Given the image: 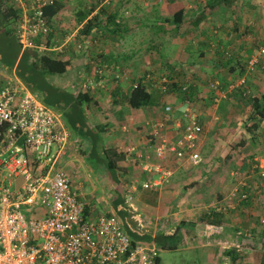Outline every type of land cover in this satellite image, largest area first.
<instances>
[{
  "label": "crops",
  "instance_id": "crops-1",
  "mask_svg": "<svg viewBox=\"0 0 264 264\" xmlns=\"http://www.w3.org/2000/svg\"><path fill=\"white\" fill-rule=\"evenodd\" d=\"M170 1L172 0H111V4L108 5V13L111 15L117 12V16L109 23L104 21L105 19L102 20L100 18L98 25L101 26V29L96 26L91 33L98 37L83 49L77 48L76 43H74L84 39V36L80 34L83 23L76 21V31L78 32L76 40L71 42L76 33L63 36L64 38L60 40L59 36L64 34V29L61 28L64 24L62 23L63 10H61L50 23L51 32H54L57 36L55 37V43H50V47L53 50L39 51L43 54L56 52L67 59H71L73 69L63 76L55 77L57 81L50 79L52 84L66 89L72 95H78L79 92L85 91V88L82 87L84 84L82 80L84 79L85 81V75L94 74L96 65L100 62L105 63L104 60L117 63L125 68L129 67L126 69H129L133 79L122 82L121 87L125 92H129L133 81L143 77L147 72L157 76L164 72L170 73L173 71L171 73L175 74L176 81L181 84L192 83L194 87L198 88L210 77L215 78L218 82H223L226 87L228 83H231L230 86L234 84L239 76V69L231 72L229 66L220 64V57L217 54L220 47L229 49L237 46V49H239L237 56L240 58L241 56L243 58L248 57L249 53L254 55L260 48L264 47V29H262L264 26L260 24L256 32V38L260 37V41L257 43L254 42V38L251 35L247 37L250 42L246 41V43H230L233 38L225 33L217 37L210 35L209 39H207L201 31H204V29L211 30L214 25L218 27L216 21L219 22V25H227L226 22L229 21V19L223 18V15H221L222 6L216 5L212 10L214 17L208 18L204 13V11H207L204 8L207 0H178L185 5V20L180 27H177L170 21L171 16L168 8ZM16 2L19 1L15 0ZM79 4L83 6L82 10L90 9L96 5L92 14L89 15V18H92V16L100 14L97 12L104 3L101 0H79ZM16 5L23 16L27 9L26 5L21 2ZM234 5L242 7L244 14L240 13L241 15H250L253 19H255V16L258 18L255 13L257 10L255 9L256 6L259 8L260 5L259 9L264 11V0H238L234 2ZM126 12H129L132 17L125 19ZM116 22H122V26L116 32L111 30L108 33L109 36H107V38L111 37L116 42L101 43L99 39H103L102 34H100L102 28L109 32L110 26L113 27ZM244 24L245 26L248 25L247 22ZM60 28L61 31L58 32ZM194 37L197 38L195 39L196 42ZM69 38L70 41H68ZM64 39L65 42L62 43ZM175 43L181 46L174 48ZM188 43L195 44L189 45ZM114 45L116 49L113 47ZM170 47L173 49L171 54L166 51V48L168 50ZM132 50L135 51V66L130 65L132 61L128 59V56H130L128 52ZM262 52H264V49H262ZM106 53L109 56H106ZM259 67L258 72L250 79L252 81L251 86H255L258 92H264V61L261 69ZM2 68L8 70L4 66ZM8 71L2 70L0 79L3 78L6 81L12 78L31 90L26 83L16 77L15 69ZM111 84L114 85L113 82ZM230 86L223 90L225 91L223 95L231 92ZM156 89H152V92L156 96L158 104L149 105L142 109L132 108L129 103L125 102V99L123 103L113 102V106L111 103L105 104L104 91L97 93L95 100H98V106L94 104L86 105L87 127L91 131L100 132L103 129L100 134L102 140H97V144L100 147V157H103V146L128 152L129 158L126 159L125 163H122L123 165L128 163L126 165L128 174H125L127 177L125 179L128 180V183L124 185H127L126 187H128L129 191L131 190L135 195L140 192L136 200L157 213L154 220L145 217L148 221L153 220L151 223H146L147 225L153 224L152 228L147 229L149 234L156 236L161 233L165 236L175 235L177 237L179 234L186 235V233H190V235H187L191 237L192 241H197V246L209 250L208 252L205 251V264H224L226 259H230V264H232V256L234 255L244 256L245 258L242 257L238 263L248 264L246 263L248 259H252L256 254L263 252L256 248L258 247V245L254 244L256 241L263 245L264 250V191L260 195L255 194L254 197V192L251 190V196L254 198L247 202L238 199L235 192L237 183L243 177H247L253 170L248 169L251 165L255 163L254 167L259 165L260 170L264 171V146L259 144L251 147V149H246L247 147L238 148L240 154H238L237 150L233 154L228 149V143L234 142V137H237V134L240 135V127L230 132V137L226 141L221 142L219 137H215L216 133L212 131V128L216 127L214 122L205 123L207 128L206 136L202 142L208 139L209 141H207L205 146L203 145L202 154L200 152L203 161L198 165H191L188 161L180 163L174 157H168L163 162V165L166 169H170L172 174L165 180L160 181L163 173L157 170V164L161 162L155 156L156 143L150 134L153 125L151 121H154V119L151 120V114L154 113V109L161 106L162 116L167 117L165 135L170 139H175L184 132V127L195 108L194 104L190 106L176 92L163 94L158 88ZM200 92L202 93L201 88ZM33 93L42 100L40 93ZM210 93L216 96L215 99L219 98L220 92L210 89ZM196 97L198 98V95ZM200 99L202 101V95H200ZM204 100L207 101L206 98ZM192 101L195 102L196 100ZM201 101L198 102L204 103L203 106H205L207 102ZM167 105L173 106L171 115L165 111ZM207 108L208 106H205L201 112L199 111L201 114L198 112L203 122H208L211 118L208 114L202 115L203 111L208 112ZM103 110L107 113L103 112ZM58 114L61 116L63 124L69 133L70 142L75 144L74 142L76 141V145H79L83 151L87 146V142L91 139V134L85 132V137L87 138H84L77 132H72L62 115ZM216 118L219 119V116L217 115ZM179 121L182 123V127H179ZM149 124L151 126L150 131L146 132L145 130ZM261 128L264 132V120ZM76 135L82 140H79ZM210 138L213 141H210ZM82 151L80 152L81 154L84 153ZM245 153L246 158L244 159ZM232 155L235 157L234 159L231 157ZM239 155L241 156L239 157ZM242 156L244 157L242 158ZM77 158L74 155L68 159L67 167L69 166L68 172L72 176L74 183L77 187L81 185V187H78L81 189L84 185L82 183L84 179L88 180L91 175L89 172H98L106 166L102 163L99 165L97 161L94 164L89 163L90 160L88 159L82 161V159ZM85 158H88V155ZM229 161H232L231 165H229ZM125 179H122V181L124 182ZM147 182L157 186L154 189H145L143 184ZM112 183L110 180L108 184L113 192L116 193L115 190L117 189L114 186L112 187ZM132 187H134L133 190ZM96 190L99 191L98 189ZM111 205H113V202H111ZM122 206H119L118 209L122 208ZM166 208L174 212L171 218L170 213L165 211ZM216 209H220V211H216ZM108 211L107 209V213ZM162 213H167V215L164 216ZM211 215H214V217L212 218ZM165 217L168 219L165 220ZM211 223L214 224L215 229L208 231L207 226ZM130 224L132 226L135 225V221L131 220ZM198 225L200 227H196ZM201 225H203V228H201ZM251 242L254 243L252 244ZM190 247H193V245ZM229 250L231 252L227 253ZM219 258H221V261L218 263Z\"/></svg>",
  "mask_w": 264,
  "mask_h": 264
},
{
  "label": "built area",
  "instance_id": "built-area-1",
  "mask_svg": "<svg viewBox=\"0 0 264 264\" xmlns=\"http://www.w3.org/2000/svg\"><path fill=\"white\" fill-rule=\"evenodd\" d=\"M18 1L27 7L19 26L22 47L52 51L47 44L37 45L36 40L50 34L45 9L57 0ZM75 43L83 49L92 41ZM260 54L251 57L249 69L255 67ZM103 65L86 78L83 88L94 91L104 88L111 78H127L113 72L112 66ZM106 68L108 72L104 73ZM167 81V76H162L158 87L165 89L161 84ZM245 82L246 77L241 76L230 88ZM209 88L224 96L218 81L211 80ZM165 111L172 112V107L167 105ZM166 119L153 122L150 133L156 143L155 156L161 162L157 164V170L163 173L160 181L172 174L163 165L168 157L180 163L200 164L199 149L206 136L205 126L193 114L184 132L170 139L165 135ZM178 124L182 127L180 121ZM68 143L69 133L51 106L16 80L0 79V264H157L158 245L134 242L127 232L128 224L141 236L149 234L135 205L129 202L131 196L125 222L110 212L86 216L84 185L78 188L66 168ZM155 186L151 182L143 184L145 189ZM25 213H31L29 220ZM213 229L214 224L207 226L208 231ZM224 264H230V259Z\"/></svg>",
  "mask_w": 264,
  "mask_h": 264
},
{
  "label": "trees",
  "instance_id": "trees-1",
  "mask_svg": "<svg viewBox=\"0 0 264 264\" xmlns=\"http://www.w3.org/2000/svg\"><path fill=\"white\" fill-rule=\"evenodd\" d=\"M237 1L238 0L206 1L204 8L207 11H204V13L208 18L214 17L212 10L216 5H219L222 6L223 11L221 15H223V18L229 19V21L226 22L227 25H219V22L216 21V25L218 24V27L214 25L211 30L204 29V31H201V33H203L207 39H209L210 35L217 37L225 33L233 38L230 43H246V41H249L247 38L249 35L253 36L254 42L257 43L260 41V37L256 38V32L258 31L260 24L261 26H264L262 25L264 24L263 9H259L260 5L259 8L258 6H253L255 9H257L255 13L258 18L255 16V19H253L250 15L243 16L240 14H244L242 7L239 5H234V2ZM110 4L111 1L103 4V6L100 7V10L97 12L100 14H97V16H92V18H89V15L92 14L96 8V5L92 6L90 9H81L78 11L76 15V21L83 23V28L80 31V34L84 36V40H96L98 36H94L91 33L96 26L101 29V26L98 25L100 18L102 20L105 19L104 21L109 23L113 20V18H115V16H117V12L109 15L108 5ZM63 7L64 4L61 0H57L54 5L46 7L45 15L47 20L51 23V21L60 13V11L63 10ZM168 8L171 16L170 21L177 27H180L185 20V5L178 0H172L170 1ZM238 15H241L243 18L241 23L239 21ZM21 21L22 15L20 9H18L15 3V0H0V58L5 63L4 67H7L10 71L15 69L16 77L22 82L26 83V85L33 92L40 93L42 100L46 104L53 106L62 115V118L67 122L69 129L72 130V132H77L81 137L86 136L85 132L91 134V139L89 142H87L88 148L87 150L84 149L82 152H86V154H88L91 150V155L95 157L94 159H98V164H105V168L108 170V179L116 184V188L118 185L121 187V175L128 174L127 167H123L124 165L122 163L126 162V159L129 158V154L124 150L119 151L117 148L103 146V157H100V147L97 144V140H102L100 134L102 133L103 129L100 130V132L91 131L87 127L88 120L86 116V105L88 106V104H94L98 106L99 102L98 100H95V98L97 93L101 91H104L105 93V104L111 103L113 106V102L123 103L125 99V102L129 103V105L134 109H142L143 107H147L149 105L152 106L158 104V100H156V96H154L152 92V89L156 88H158L160 92H163V94H169V92L172 94L175 92L178 93L180 96H182V98L185 99L187 103H189L190 106L198 101H201L200 95H202L203 98L201 102H207L206 104L213 103V106H219L222 101L230 99L228 103V109L222 110L223 114H220V117L217 121L219 132L223 134L224 132L228 131L226 129H228L229 126L233 124L240 127V135L237 134V137H234V142L231 141L228 143V149L232 151L233 154L236 153V150L238 154H240L238 148L247 147L246 149H251V147L257 146L259 144L260 146H264V142L262 141V138H264V132L261 128L262 121L264 120V92H258L255 86H251L252 81L250 80L258 72V67L260 66L259 68L261 69L263 66L264 52H262V49H264V47L258 50L259 54H262H260L259 61L253 69H249L250 59L253 56L252 54L250 55L249 53L248 57L243 58L241 56L240 58L237 56V51L239 50L237 49V46L235 48L229 49L220 47L217 53L220 57V64H222V66H229L231 68V72L239 69L240 73L238 78L245 76L246 82L240 86L234 87L230 93L220 96L218 99H215L216 96L212 95L213 93L204 95L200 92V88L194 87L192 83H179L175 79V74H172L171 72H164L157 76L151 72H147L143 77L133 81L129 92H125V90H123L121 87L122 82L133 79V76L129 73V69H126L129 67L125 68L122 65L120 66L117 63L115 64L106 60H104L105 63H98V66L103 64L108 65L107 68L112 66L111 69L113 72H119L121 75H126L127 78L117 80L111 78L107 80L104 88H97L94 91L85 89V91L79 92L78 95H72L66 89L53 85L52 81L50 80H54L55 77L63 76L71 71L73 69L71 59H67L56 52L43 54L37 48L23 49L19 41V26ZM246 22L248 24L247 26L244 24ZM121 23L122 22H116L113 27L110 26L109 32L102 28L101 32H99L102 34L103 39H99V41L101 43H109L108 39L110 40V38H107V36H109L108 33H110L111 30L116 32L122 26ZM241 25H244L245 28L241 29ZM262 29H264V27H262ZM55 37H57L55 33L51 32L49 35L37 39V45L43 43L50 46V43H55ZM258 44L261 45L260 43ZM258 52L254 53V55H258ZM107 68L105 69L104 73L108 72ZM148 75H152V77L150 78ZM87 76L91 75L86 74L85 80ZM162 76H167L168 78L167 82H163L161 84V86L166 87L165 89L158 87L159 79H161ZM99 77L100 76H96V80H99ZM154 77L155 79H153ZM111 82H113L114 85H112ZM230 84L231 83H228L227 87L230 86ZM218 87L222 91L227 88L226 85L221 81L218 82ZM197 95L198 98L196 97ZM205 98H209V100L205 101ZM194 99L196 100L195 102L192 101ZM172 113L173 111L167 114L171 115ZM245 114L247 116L243 119ZM197 118L200 123L205 126V123L198 112ZM103 128L105 127L103 126ZM239 141H241V143H239ZM240 156L241 155H239V157ZM243 157L244 156H242V158ZM245 158L246 153L244 159ZM254 165L255 163L248 168L251 170L253 169L254 171L252 170L249 175H247V177H243L241 181L237 180L239 182L236 185L235 194L236 197L241 201L247 202L254 198L255 194L260 195L263 193L264 171L260 170L261 168L259 165L255 167ZM251 190L254 192V197L251 196ZM121 191L116 192L117 194L113 197L111 202H113L114 210L118 212L117 215L125 222L126 218H129V211L126 190L122 192ZM121 205H123L122 208L118 209ZM94 213L98 214L100 212H97V209L93 203L88 202L85 208L86 216H91ZM214 215H211L212 218ZM126 229L134 242H143L148 244L155 242L158 247H173L171 244V238L175 237V235L165 236L164 234L159 233L155 237H152L150 234L141 236L133 232L128 224L126 225ZM242 257L244 256H232V264H241L238 262ZM253 260L254 264H264V251L256 254ZM156 262L157 264H160L159 257H157Z\"/></svg>",
  "mask_w": 264,
  "mask_h": 264
},
{
  "label": "rangeland",
  "instance_id": "rangeland-1",
  "mask_svg": "<svg viewBox=\"0 0 264 264\" xmlns=\"http://www.w3.org/2000/svg\"><path fill=\"white\" fill-rule=\"evenodd\" d=\"M64 4V7H63V12H62V23L63 26L61 28L64 29V34H61L59 36V33L61 31V28L58 30L57 32V35L59 36L60 40H62L64 37L63 36H66V35H71V34H75L72 38V41L73 40H76V38L78 37V32L76 31V15L79 11V9H81L83 6H81L79 4V0H61ZM90 1V0H89ZM19 2H16V4H18ZM100 5V4H98ZM97 5V6H98ZM103 15H106V14H103ZM129 17H132L129 12H126L125 13V16L124 18H129ZM238 18H239V21L241 23V21L243 20L242 16L241 15H238ZM245 28L244 25H241V29ZM66 38V37H65ZM195 38L194 37V41H195ZM84 39H80V41H82ZM71 41V42H72ZM179 41V40H178ZM65 42V39L63 40L62 43ZM76 42V41H75ZM74 42V43H75ZM116 42L113 41L110 37V40H109V43H114ZM196 42V41H195ZM96 43V42H95ZM189 45H192V44H195V43H188ZM176 46H181L180 44H176L173 46L174 48H176ZM115 49H116V46L114 45L113 46ZM133 48V47H132ZM166 51L171 54L173 52V49L172 47L166 48ZM130 54V56H128L126 54V56H128V59L131 60L132 62L130 63V65H133L135 66L134 62H136V58H135V51L132 50L131 52H128ZM108 53H106V56H109L107 55ZM169 57V55H168ZM4 62L1 60L0 58V72L3 70V71H6V72H9L8 70H6L5 68H2V66H4ZM98 65V64H97ZM177 66V65H176ZM131 68V67H130ZM116 72V71H115ZM173 73V71H171ZM118 73V72H116ZM111 75H112V72H111ZM58 78V77H57ZM57 78H54L56 81H57ZM216 80L215 78H208V80L206 82H203L201 84V90H202V93L204 95H208L210 93V88L208 86V82L209 80ZM9 80V79H8ZM217 81V80H216ZM82 82H84V79L82 80ZM81 82V84H82ZM83 87V85H82ZM257 90V89H256ZM170 93V92H169ZM174 97V96H172ZM208 97V96H206ZM206 100H209V98H207ZM229 100H226V101H222L221 104L219 106H213L212 104H205V106L207 107L208 106V112L207 111H203L202 112V115L203 114H208L210 115V120L208 122L204 121V123H211L212 121L214 122V125L216 127H213L212 128V131L213 133H216V136L215 137H219V140L222 142V141H226L229 137H230V132L232 131H235V129H237L239 126L238 125H231L229 126L228 131L224 132L223 133H220L219 132V127H217V121H218V118L217 115L220 117V114H223L222 113V110H225V109H228L229 107ZM189 104V103H188ZM204 103H199V102H196L194 103V108H195V111L193 112V114H197V112H201L203 108H205V106H203ZM51 106V105H49ZM183 106V105H182ZM180 106V107H182ZM172 107V111H173V106ZM178 107V108H180ZM51 108L54 110V112H56V114H58L59 112L53 107L51 106ZM197 108V109H196ZM197 111V112H196ZM103 112H106L105 110H103ZM154 113L151 114L152 115V119H154V121H151V122H156L158 120L162 121V119L164 118L162 116V110H161V106L158 107L157 109H154L153 111ZM199 112V113H200ZM216 112V113H215ZM107 113V112H106ZM216 117H215V114ZM201 114V113H200ZM154 115V116H153ZM170 115V114H169ZM246 114L243 116V119L246 118ZM156 118H158L156 120ZM203 120V119H202ZM63 122V120H62ZM150 122V123H151ZM150 124L147 126L146 128V132H148V130L150 131ZM206 126H205V130H206ZM223 131H225L224 129H222ZM229 132V133H227ZM212 133V134H213ZM71 134V133H70ZM206 135V133H205ZM76 137L79 139V140H82V138H80L79 136L76 135ZM244 137V136H243ZM84 138H87L84 136ZM202 139H205V137H203ZM209 141V139L207 140ZM207 141H204L202 142V145H200V149H199V152H201L202 154V147L203 145L205 146V144L207 143ZM210 141H213L212 138H210ZM262 141L264 142V138H262ZM75 144H73L72 142H70L69 140V143H68V159L72 158L74 155L76 157H78L77 159H82V161H86L87 159L90 160L89 163H94L96 164L95 162L97 160H95L92 155H91V150H90V153L86 154V152L84 153H80L82 151V149H80V146L79 145H76V141L74 142ZM214 145V143H213ZM83 146V145H82ZM86 146V145H85ZM87 146L84 148L87 150ZM99 148V147H98ZM211 146H210V150H211ZM88 155V158H85L86 156ZM98 157V156H97ZM96 157V158H97ZM233 159L235 158L233 155L231 156ZM94 159V160H93ZM72 161V160H71ZM70 161V162H71ZM203 161V160H202ZM69 162V161H68ZM67 162V163H68ZM229 165H231L232 161H229L228 162ZM128 163H126L127 165ZM126 165H124L123 167H126ZM69 167V166H68ZM68 167L66 166L67 170L69 171ZM212 167V166H210ZM72 171V170H70ZM91 175L89 177L88 180L84 179V181L82 182L84 184L82 190L84 192H86V200L87 202L89 203H93L97 209V212H100L101 214H106L107 213V209L116 214L117 215V211L114 210V207L113 205H111V201L113 199V197L117 194L115 192H113V190L111 189V187L109 186V179H108V170L106 168H103L101 170H99L98 172H89ZM127 179V177L123 174L121 175V180L122 179ZM121 184V187L118 185L117 188H116V185H114L112 183V187L114 186L117 190H115L116 192L117 191H124L126 190V198H128V196H131L129 197V202H132L133 205H135V209L137 210V213L140 214V218L143 219L144 221V224L146 223H151L153 222L154 218L156 219V214L155 212H153L151 209H149V207H147L146 205H143V203H139L136 199L137 197H139V193H137V195H135V193L133 192H129V189L128 187H126L127 185H124L126 183H128V180H126ZM75 184V183H74ZM76 185V184H75ZM78 187H81L78 186ZM94 188V189H93ZM110 188V189H109ZM96 189H98L99 191H97ZM134 189V187H132V190ZM121 191V192H122ZM264 191V190H263ZM108 211V213H109ZM165 211L168 213H170V218L172 217V213H174L173 211H171L170 209H165ZM155 213V214H154ZM165 215H167V213H162ZM25 216L26 218L29 220L30 217H31V213H25ZM145 217L148 219V218H152L153 220L152 221H148L147 219H145ZM168 219L167 217H165V220ZM130 220V219H129ZM162 221V220H161ZM131 222V221H130ZM203 228V225H201ZM146 227L149 229V228H152L153 227V224H150V225H147L146 224ZM196 227H200L199 225L196 226ZM192 229V228H191ZM195 230V229H194ZM162 232V231H161ZM188 233H186V235H182V234H179L177 237H172L171 238V244L173 245L172 248H164V247H158V257L160 259V264H205L204 263V260L206 258V252H208L209 250L208 249H205V248H202L200 246H197V241H192L191 240V237H189L188 235H190V233L187 235ZM252 244L254 242H251ZM255 245H258V247H256L259 251H264L263 250V245H260L259 244V241H256L254 243ZM191 245H193V247H190ZM228 250V249H227ZM206 251V252H205ZM231 251H227V253H230ZM254 257L252 259H248L246 261V263L248 264H254ZM221 261V258L218 259V263Z\"/></svg>",
  "mask_w": 264,
  "mask_h": 264
},
{
  "label": "clouds",
  "instance_id": "clouds-1",
  "mask_svg": "<svg viewBox=\"0 0 264 264\" xmlns=\"http://www.w3.org/2000/svg\"><path fill=\"white\" fill-rule=\"evenodd\" d=\"M82 41H84V40H82ZM82 41H80V42H82ZM97 66H98V65H96V67H97ZM96 67H95V68H96ZM95 68H94V69H95ZM92 75H93V74H92ZM87 77H88V76H87ZM87 77H86V78H87ZM84 82H85V81H84ZM127 199H128V198H127Z\"/></svg>",
  "mask_w": 264,
  "mask_h": 264
}]
</instances>
